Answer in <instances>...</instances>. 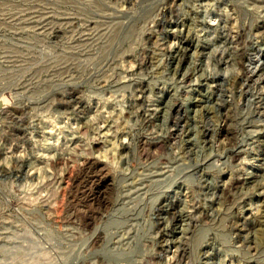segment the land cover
<instances>
[{
  "label": "rangeland",
  "instance_id": "rangeland-1",
  "mask_svg": "<svg viewBox=\"0 0 264 264\" xmlns=\"http://www.w3.org/2000/svg\"><path fill=\"white\" fill-rule=\"evenodd\" d=\"M0 264H264V0H0Z\"/></svg>",
  "mask_w": 264,
  "mask_h": 264
}]
</instances>
